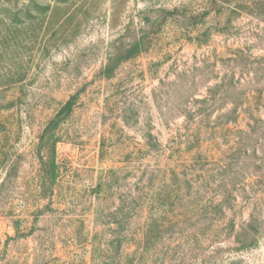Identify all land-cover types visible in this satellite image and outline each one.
<instances>
[{"label":"rangeland","instance_id":"1","mask_svg":"<svg viewBox=\"0 0 264 264\" xmlns=\"http://www.w3.org/2000/svg\"><path fill=\"white\" fill-rule=\"evenodd\" d=\"M0 264H264V0H0Z\"/></svg>","mask_w":264,"mask_h":264}]
</instances>
